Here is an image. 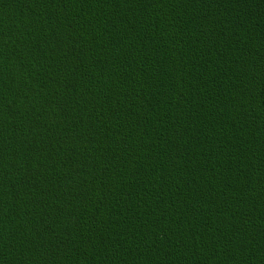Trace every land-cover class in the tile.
<instances>
[{"label":"trees","instance_id":"16d2710c","mask_svg":"<svg viewBox=\"0 0 264 264\" xmlns=\"http://www.w3.org/2000/svg\"><path fill=\"white\" fill-rule=\"evenodd\" d=\"M0 264H264V0H0Z\"/></svg>","mask_w":264,"mask_h":264}]
</instances>
